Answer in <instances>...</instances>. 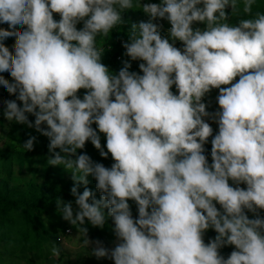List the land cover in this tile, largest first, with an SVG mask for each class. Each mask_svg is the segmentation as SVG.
Returning <instances> with one entry per match:
<instances>
[{"label": "clouds", "instance_id": "9594fccd", "mask_svg": "<svg viewBox=\"0 0 264 264\" xmlns=\"http://www.w3.org/2000/svg\"><path fill=\"white\" fill-rule=\"evenodd\" d=\"M256 4L0 0V24L8 25L0 28V89L16 97L4 101L3 115L46 136L47 163L72 174L78 210L74 214L72 203L61 200L57 206L81 237L85 219L103 228L111 218L113 248L83 239V247L95 245L96 258L114 264H264V12L254 13ZM133 8L148 20L130 25L123 47L132 61H142L140 71H129L125 61L114 73L101 62L105 49L97 38L124 24L122 13ZM241 13L250 18L229 23ZM160 20L170 24L167 37ZM197 23L204 27L194 28ZM6 40L16 42L11 51ZM80 89L86 90L82 98ZM212 89H218L219 110L210 113L203 98ZM205 117L218 125L215 135ZM209 137L211 163L204 154ZM35 140L31 136L23 149L33 150ZM88 141L114 163L105 167L77 154ZM89 175L99 199L87 187L77 190ZM129 200L137 206L135 218ZM209 229L216 235L205 243ZM225 246H234L226 258L219 251ZM52 254L59 257L60 246Z\"/></svg>", "mask_w": 264, "mask_h": 264}, {"label": "rangeland", "instance_id": "374dc122", "mask_svg": "<svg viewBox=\"0 0 264 264\" xmlns=\"http://www.w3.org/2000/svg\"><path fill=\"white\" fill-rule=\"evenodd\" d=\"M159 3V0L156 1ZM139 23V22H138ZM159 23L162 27H170V24L166 20H160ZM165 25V26H164ZM193 27L204 26L200 23L194 24ZM167 28V29H168ZM179 45L182 42L178 41ZM6 81L12 82V78L8 76L3 77ZM238 79V78H237ZM218 95V89H212L203 98V102L206 103V110L210 113L218 111V105L216 103V96ZM5 100H15L13 96L7 93L5 90L0 89V188L4 186V180L7 181L8 186L13 193L24 194L28 190L33 192L41 191L40 187L46 180H51L57 186L58 184H68L71 188L74 186L72 174L59 165H50L47 163L49 155L44 151V141L39 137L35 127L29 128L25 124H18L15 121L9 122L3 115V104ZM32 115L28 114V118ZM213 128V135L218 131V125L211 119L205 117ZM29 128L27 131L28 139L31 136H35L34 148L31 151L24 150L23 144L25 141L21 140L22 130ZM212 137L208 140L211 141ZM88 184L78 185L77 190L82 193L84 188L87 187L93 193H99L96 189L95 179L89 175L87 177ZM231 184L232 182L229 181ZM240 187H245L241 184ZM65 203L71 202L72 207L78 210V206L75 204V200H61ZM130 205L133 217L135 218L137 213V206ZM107 212V209H105ZM260 214L264 216V210H260ZM253 218V216H251ZM43 221L48 227L49 237H45L48 241L45 243L43 251L40 252H28L25 250L6 248L0 243V264H114L111 259L108 258H96L92 255V248L94 244H89L83 247V239L87 238L91 241H96L90 237L89 230L87 229L85 237H81L76 226L70 224V222L63 219L61 212L58 210L57 202L54 206L43 216ZM85 224L81 227L85 228ZM63 225L66 230L61 231ZM62 226V227H63ZM60 246L61 254L59 257H54L52 254V248L54 246ZM104 246V245H103ZM108 248L107 246H104ZM110 249V248H108Z\"/></svg>", "mask_w": 264, "mask_h": 264}, {"label": "trees", "instance_id": "16d2710c", "mask_svg": "<svg viewBox=\"0 0 264 264\" xmlns=\"http://www.w3.org/2000/svg\"><path fill=\"white\" fill-rule=\"evenodd\" d=\"M157 0H141V3H156ZM242 8V5H241ZM256 11L264 12V0H257V4L253 6V12ZM226 12L230 13L231 8H226ZM250 18L243 13L240 15L233 14L229 20V23H236L239 19ZM54 19H59V15L54 13ZM122 19L125 21L124 24L117 25L108 37H98V46H103L105 51L102 55L101 62L106 65L110 71L118 72L124 67V62L127 61L130 64L129 71L139 72V63L142 61H132L128 56L125 55V49L123 43L127 42L129 39L128 29L132 23H138L141 21H147L148 16L141 10L137 8L129 9L122 13ZM83 26L82 22L77 24V28ZM165 26V25H164ZM2 28L7 29L8 25L4 24ZM167 28L162 27L161 35L167 37ZM17 32L22 31V29H17ZM171 42V41H170ZM6 47L11 51L15 47L14 40H6ZM176 47H182L175 42ZM86 90L80 89L78 95L83 96ZM172 91L175 92V87L173 86ZM14 99H16L14 94H11ZM20 104L19 101H17ZM35 117L31 116L30 121L34 122ZM41 127H46V125H41ZM95 128V125H93ZM29 128L22 130L21 140L26 141L28 139L27 131ZM41 140L44 141V151L50 156L48 152L49 140L46 136L41 135L37 132ZM101 137L102 146L106 144V139L103 133H99ZM205 155L208 158L209 163H211V142L204 145ZM56 151H59L57 149ZM105 151L107 149L105 148ZM86 153L95 162L102 163L105 167H110L114 161L109 154L107 158L101 157L99 151L91 144L90 141L86 142L83 149H78L77 154ZM4 186L0 188V243L6 248L25 250L28 252H42L45 243L48 241V227H46L43 216L54 206L57 200H75V197L71 195V187L68 184H58L57 186L51 180H46L40 187L41 191L33 192L32 190L26 191L24 194L11 192L6 180L3 181ZM232 184V183H231ZM95 198L99 199L100 195L95 193ZM91 202V199L89 200ZM134 201L129 200V205H134ZM219 208V205H217ZM249 218L253 216L252 213H247ZM61 226V225H59ZM63 226V225H62ZM61 226V231L64 232L65 227ZM86 229L89 230L90 237L94 240H99L104 246L108 248H113L117 243L116 237L112 231V221L109 218L104 227H94L90 223L86 222ZM88 231V230H87ZM216 233L214 230L209 229L204 233V241L207 243L210 239H214ZM47 237V238H45ZM234 250V246L222 247L219 251L220 254L225 258Z\"/></svg>", "mask_w": 264, "mask_h": 264}, {"label": "built area", "instance_id": "2783aa9c", "mask_svg": "<svg viewBox=\"0 0 264 264\" xmlns=\"http://www.w3.org/2000/svg\"><path fill=\"white\" fill-rule=\"evenodd\" d=\"M4 24H0V28H2V26H3ZM67 232H69L70 230L68 229V230H66Z\"/></svg>", "mask_w": 264, "mask_h": 264}]
</instances>
